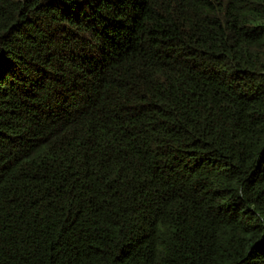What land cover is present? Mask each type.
<instances>
[{"label": "trees", "instance_id": "16d2710c", "mask_svg": "<svg viewBox=\"0 0 264 264\" xmlns=\"http://www.w3.org/2000/svg\"><path fill=\"white\" fill-rule=\"evenodd\" d=\"M0 264H264V0H0Z\"/></svg>", "mask_w": 264, "mask_h": 264}]
</instances>
